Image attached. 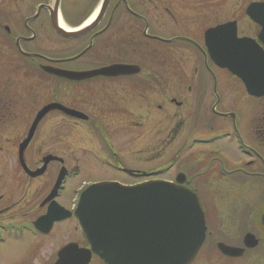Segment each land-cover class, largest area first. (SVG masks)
<instances>
[{"label":"flooded vegetation","instance_id":"af4514ba","mask_svg":"<svg viewBox=\"0 0 264 264\" xmlns=\"http://www.w3.org/2000/svg\"><path fill=\"white\" fill-rule=\"evenodd\" d=\"M51 1L0 0V128L17 124L16 116L20 110H17V99L12 100L11 96L14 89L22 87L21 84L24 80L34 81L36 84L34 89L38 88L37 83L46 84L55 92L59 88L67 87L68 103H51H58L74 111L77 115L67 116L59 111L55 112L68 117L74 123L84 124L88 129L98 130L100 140H106L104 129L139 127L140 123L133 125L135 122L131 120V117H137L141 121H150L154 117L155 109H161V106L156 107L155 105L156 97L166 96L169 98L166 99V102L168 101L170 106L174 105L180 109V112L174 114L172 110H168L165 114L164 120L169 133L168 142L170 144L177 139L179 146L165 165L149 173L140 172L138 169L126 167L118 159L104 158V154L94 152L99 151L95 148L93 152L88 149L87 156L98 167H104L114 174H121L133 181L127 183L118 178L87 180L81 182L78 187H75V190H82L87 185L103 181L131 185L138 183V179L143 173H159L164 177L166 173L177 166L179 160H182L179 166L183 173L178 174L182 175L183 184L192 190L190 180L186 178V175H189L194 164L196 166V163L190 162L193 159L204 160L206 171L211 170L214 166L217 171L231 172L245 178L264 179V120L258 118V121L249 122L248 131L244 134V131L240 129L242 127L241 120L236 113L220 110L221 100L217 94L220 74L229 76L230 79L240 84L241 82L226 69L219 68L209 57L205 46L207 30L232 22L235 23L238 38H249L264 49V43L259 39L261 27L248 19L246 8L243 10L242 16L252 24L250 27L252 33L240 34V21L235 17L220 22L219 11L203 9L204 12H202L200 9L199 15L198 12L180 14L184 16H180V20H176V17L167 11L169 14H166L171 16V28L176 33L166 35L156 30L155 0H135L132 4L128 3L129 0H116L112 4V0H110L102 17L92 29L76 38H63L56 33L53 24L54 19L59 23V18H61L64 25L69 28V25L65 23L67 20L64 19L66 11L63 0L59 1L57 9ZM215 1L220 2V0ZM258 2L264 3V1ZM145 6H148L149 9H145ZM82 23H70V28L75 29ZM215 37L217 35L213 37V43L219 42L220 36L216 39ZM221 37L224 40H229L227 33L222 34ZM54 40L69 42L73 48L72 53L68 56L45 54L43 49L51 47ZM180 46L190 49L195 54L193 59L196 66L191 74H187L186 62H183L181 57H178L177 61L171 60L169 57L171 50ZM159 48H162L163 51L160 52ZM11 64H16L13 74H11ZM119 65L133 66L134 68L130 73L122 75L95 74L98 70ZM44 67L75 74L86 72H91V74L85 79L72 81L46 74L42 69ZM11 75H14V78ZM34 82H31L30 85L33 86ZM229 87L231 86L229 85ZM171 94H181L183 99L178 102L170 96ZM137 111H142L144 115L135 113ZM219 120L228 121L232 126L223 128L209 126V123ZM198 125L205 129H194ZM184 133L185 135H183ZM251 137L254 138V144L250 142ZM222 142L233 145V148L242 157L238 163L232 164L234 162L232 159L223 158V155H226L225 152L216 146ZM20 143L16 153V166L18 164L24 176L32 180L42 177L44 174L38 178L29 177L22 168L18 153ZM101 144L105 145L106 141ZM11 154L8 153V156L11 157ZM24 154L23 162L29 172H35L41 168L43 155L33 159L32 167H29ZM13 156L15 158V153ZM176 160L177 162L174 163L173 161ZM55 162H51L49 165ZM220 162L223 164L222 168L219 166ZM62 167L60 166L56 176ZM81 167L84 166L81 163H76L75 159L70 168L64 167L67 170V176L63 182V188L55 199L58 204H60L58 199L65 190L67 182L74 181L81 175ZM226 167L231 170L229 171ZM174 179L165 178V181L173 182ZM248 182L246 179H239L238 182L235 180L232 183L233 192L237 185ZM75 190L73 189V191ZM49 191L39 202L41 210L44 209L43 213L35 218H30L28 214H25L18 218L4 216L1 219L6 214L8 207L0 208V244L10 238H29L36 243V245H31L33 254L29 261H26L27 264L33 263L35 253L49 237L58 236L53 242L58 244L60 242V244L59 246L54 245L47 264H54L58 252L67 245H71L70 253L72 255L84 256L90 250V246L81 234L77 220L73 216L55 221L45 234L35 227L37 220L43 217L47 211L49 203L44 204L43 202ZM192 191L196 192L194 189ZM259 193V197L253 200L244 202L233 199L227 201V204L233 206H230L233 209L238 205L243 207L241 212L234 214L232 218L233 221L243 223V226L235 224L227 234L222 232L228 241L220 242L213 236L208 240L207 237L210 234L206 224V237L200 248L204 254L197 264H264V222L262 223L264 185L262 184H260ZM75 202V198H72L68 208L60 205L72 211ZM258 207H261V210L257 212ZM228 212L230 210L224 209L223 215L220 216L221 220ZM257 213L258 215H256ZM223 222L221 221V224ZM248 222L252 226L248 227ZM247 234L253 235L255 240H247L245 243L243 239ZM236 238H238V242L235 243ZM62 239L65 241L61 243ZM231 241L235 244H232ZM218 244L238 249L236 254L239 255L230 257L222 254L218 249ZM245 245L252 247L247 248ZM89 264L103 263L92 254Z\"/></svg>","mask_w":264,"mask_h":264},{"label":"rangeland","instance_id":"374dc122","mask_svg":"<svg viewBox=\"0 0 264 264\" xmlns=\"http://www.w3.org/2000/svg\"><path fill=\"white\" fill-rule=\"evenodd\" d=\"M100 1L101 0H63L64 9L66 11L64 19L68 21H65L66 25H69L70 28L71 24L82 23L98 8ZM254 1L264 0H220L218 3L215 0H155V8L157 10L155 12L156 30L166 35L176 33L175 30L171 28V16L167 15L169 14L167 11L171 12V15L176 17V20H180V16H182L180 14L198 12L197 14L199 15L201 12L200 9H202V12H204L203 9H205L207 11H219L220 22L235 17V19L240 21V34L252 33L250 28L252 24L248 22L246 18L243 19L242 13L248 4ZM115 2L116 0H112V4ZM133 2H135V0L128 1L129 4ZM144 8L147 10L149 9L148 6ZM210 23L212 24V22ZM53 42L51 47L43 49L45 54L68 56L72 53L73 48H71L72 45L69 42L63 40L59 42L54 40ZM159 51L162 52L163 49L159 48ZM169 57L174 61H177L178 57H181V60L186 62L185 69L187 74H191L193 68L196 66L195 60L193 59L195 54L186 47L181 48L180 46L179 48H173ZM11 67V74H13V69L14 67L16 68V64H11ZM11 76L14 78V75ZM223 76L220 74L217 88V94L221 100L220 110L231 113L235 112L241 120L242 127H240V129L246 134L249 122L258 121V118L264 120V99L259 100L250 98L246 95L244 88L239 82L230 79L229 76ZM31 82L24 80L20 89L15 87V91H12L13 95L11 99H17V110H20L16 116L18 118L17 124H11L10 127L0 128V208L4 206L8 207L6 214L3 215L1 219L4 216L18 218L25 214H28L30 218H35L43 213L44 209L41 210L39 202L53 186L56 173L60 166L70 168L74 159L76 163H81L84 167H81V175L74 181L67 182L65 190L61 193L58 202L64 207H69L70 201L74 197L73 189L78 187L83 181L111 178H118L122 182L127 183L133 181L121 174H114L104 167H98V165L87 156L88 149L93 152L95 148L99 151L94 152L104 154L105 156L103 155V157L109 160L118 159L130 169H138L140 172H151L164 166L168 158L173 155L179 147L177 139L169 144L168 127L164 119L168 110H172L174 114H178L180 109L174 105L170 106L168 101L166 102V99H169L166 96L156 97L155 105L156 107L161 106V109H155L154 117L151 118L150 121H141L137 117H131V120L135 122L133 125L140 123L139 127L133 128L131 126L130 128L124 127L122 129H104L106 132V140L99 139L100 135L98 130L88 129L84 124L74 123L68 117L53 111L47 114L40 122L31 142L24 152V158L29 167H32L33 159L41 155L54 156L61 159L62 163L55 162L51 165H49V163L44 175L39 178L37 177L38 179L32 180L25 177L19 169L18 164L16 166V153L18 144L26 137L33 118L36 113L48 103H68L67 87H62V89L59 88V90L57 89L55 92L48 85H42L37 82L38 88L34 89L33 87H35L36 84L34 82V85L31 86ZM229 85L231 87H229ZM170 96L178 102L183 99L181 94H171ZM24 108H27L25 109L26 111ZM135 113L144 115L142 111H137ZM125 117L124 115V118ZM209 126L223 128L230 127L232 124L228 121L219 120L209 123ZM194 129L202 130L205 129V127L202 128L198 125L195 126ZM183 135H185V133ZM103 141H106L105 145L101 144ZM250 142L253 144L255 143L253 137H251ZM216 146L219 147L221 151L223 150L222 152H225L226 155H223V158L228 160L232 159L234 161L232 164H236L241 160L242 157L235 148H233L231 143L222 142ZM8 153H12L13 155L15 153V158L12 154L11 157L8 156ZM190 162L193 164L196 163V166L194 164L193 169L190 170L189 175H186V178L190 180V187H192V190L194 189L196 191L194 194L197 195L199 206L204 212V219L208 226V233L210 234L207 239L209 240V238L213 236L215 239H219L220 242L228 241L224 237V234L230 232L235 224H239L241 227L243 226V223L240 221L232 220L233 215L241 212L243 207L238 205L233 209L231 208L233 206L227 204V201L235 199L245 202L258 198L260 195V184L264 185V179H251L249 177L245 178L244 176L243 178L242 175L237 176V174L231 172L226 173L222 170L217 171L214 166L211 170L206 171L204 166L205 161L202 159H193ZM181 163L182 160H179L177 166L166 173L164 178L174 179L176 174L183 173L179 166ZM219 166L222 168L223 164L220 162ZM227 169L229 171L231 170V168ZM239 179H246L249 182L237 185L233 192L232 183H234L235 180L238 182ZM183 187L186 186L183 184ZM220 203H222V205H219ZM224 209L230 210V212L226 213L221 220L220 216L223 215ZM260 210L261 207H258L257 212ZM256 215H258V213ZM220 220L224 221L223 224H221ZM250 226L252 225L249 223L248 227ZM222 232H224V234ZM57 237L58 236L49 237L45 241L35 253L36 256L33 257L32 264H47L54 245L59 246L60 244V242L59 244L55 241L53 242ZM237 239L238 238L234 240L235 243L238 242ZM63 241H65V239H62L61 243ZM235 243L232 242V244ZM31 245H36V243L29 240V238L6 239L5 243L0 244V264H24L26 261L28 262L33 254ZM199 251V254H196L197 257L195 255L193 258L194 261H192L191 264H197V261L202 258L204 252L202 250Z\"/></svg>","mask_w":264,"mask_h":264},{"label":"water","instance_id":"95a60500","mask_svg":"<svg viewBox=\"0 0 264 264\" xmlns=\"http://www.w3.org/2000/svg\"><path fill=\"white\" fill-rule=\"evenodd\" d=\"M60 0H52L56 9ZM110 0H101L96 16L87 25L70 30L61 26L55 19L54 29L63 38H76L92 29L102 17ZM246 15L262 27L259 39L264 43V3H252ZM234 23L210 29L205 34L206 47L210 58L220 67L228 69L243 83L249 96L264 97V51L252 40L237 39ZM230 31V39L213 44L214 35ZM133 66H111L95 74H127ZM47 74L66 80H82L87 73H70L42 68ZM61 111L69 116L77 114L58 104L43 107L33 120L27 137L19 146V160L30 177L41 175L48 162L57 160L47 156L43 167L29 172L23 163V152L34 135L38 123L51 111ZM60 170L58 178L45 200H52L64 177ZM183 183L182 175H177L176 184L147 183L133 188H121L116 184L94 185L79 197L74 212L79 225L90 244L92 251L105 264H190L205 238L204 215L196 194L177 184ZM65 212L55 203L48 207V214L39 220L51 224L57 216ZM66 215H68L66 213ZM264 215L262 216V223ZM264 224V223H263ZM254 239L252 235L245 240ZM250 247V246H248ZM219 250L226 255H234L236 249L222 244ZM69 248L62 249L56 264H87L90 253L84 256L72 255Z\"/></svg>","mask_w":264,"mask_h":264},{"label":"bare ground","instance_id":"6f19581e","mask_svg":"<svg viewBox=\"0 0 264 264\" xmlns=\"http://www.w3.org/2000/svg\"><path fill=\"white\" fill-rule=\"evenodd\" d=\"M98 8H99V6H98ZM98 8H97L96 10H94V11L89 15V17H87V19L84 20V22L82 23L81 26L87 25L89 22H91V21L93 20V18H94V17L96 16V14H97ZM59 23H60L61 26L65 27V28H67V29H70V28H68V27H66V26L64 25V23H63V21H62L61 18H59ZM177 163H178V162H177ZM175 166H176V165H175ZM175 166H174V167H175Z\"/></svg>","mask_w":264,"mask_h":264}]
</instances>
